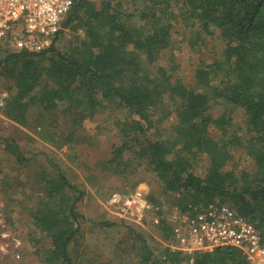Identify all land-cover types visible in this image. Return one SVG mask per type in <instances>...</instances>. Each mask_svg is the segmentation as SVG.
<instances>
[{"label": "trees", "instance_id": "1", "mask_svg": "<svg viewBox=\"0 0 264 264\" xmlns=\"http://www.w3.org/2000/svg\"><path fill=\"white\" fill-rule=\"evenodd\" d=\"M177 27L190 29L205 45L217 40L221 58L178 76L177 66L165 62ZM63 29L72 34L65 38L60 31L42 52L14 51L12 41L0 47V77L11 84L3 113L17 130L30 131L37 121L47 124L50 135L59 122L46 119L59 113L60 104L61 113L80 127L110 113L124 142L101 163L106 169L124 177L146 166L182 212L227 205L249 219L264 240V0H76ZM218 100L241 109L244 126L232 124L228 111L215 118ZM174 114L173 136L164 137L160 125ZM74 133L60 135L67 137L62 144L71 143ZM11 143L7 150L23 163L20 147ZM238 147L252 158L250 171L227 167L230 151ZM194 149L208 155L204 175L188 157ZM37 183L42 194L29 212L38 234L32 238L43 243H34L36 254L45 264H74L85 223L78 210L84 192L58 167L57 174ZM7 220L9 225L8 215ZM157 230L170 241L166 224ZM132 231L127 240L137 264H246L234 248L196 254L191 263L164 245L150 247L143 234Z\"/></svg>", "mask_w": 264, "mask_h": 264}, {"label": "rangeland", "instance_id": "2", "mask_svg": "<svg viewBox=\"0 0 264 264\" xmlns=\"http://www.w3.org/2000/svg\"><path fill=\"white\" fill-rule=\"evenodd\" d=\"M128 6L131 7V4ZM63 31L65 38L72 34L69 29ZM78 34L83 35L82 31ZM60 35L58 43H62L63 34ZM194 36L190 29L177 27L172 36V49L165 54V62L168 64L172 61L173 65L177 66L176 74L180 77H186L199 66H205L214 59L221 58V47L217 40L207 42L205 45L196 42ZM9 41L16 42L13 50L19 51L21 32L17 31L14 36L3 41L0 44L2 50L10 43ZM9 85H11L9 81L0 77V197L5 204L10 222L7 232L0 236V263L45 264L36 254L37 249L34 247L36 241L32 237L38 234L29 212L38 195L42 194L37 183L40 177L57 174V167L84 192L78 210L85 223L83 235L78 239L77 248L73 249L74 264H137L138 259L130 252L127 240L131 236V230L143 234L152 248H160L167 243L161 239L157 229L151 227L144 229L126 224L107 206L112 194L142 188L147 195L158 199L159 204L167 208L170 206L179 208L174 204V196L171 193H162V183L156 179V174L150 168L144 166L139 169V173L122 177L114 175L101 164L113 146H120L124 142L113 116L110 113L105 117L96 116L83 122L80 127L74 124L70 115L61 113L65 106L60 104L59 113L48 115L46 119L50 123L54 120L53 117L58 118L54 121L59 123L50 131V135H46L44 129L47 124L38 126L37 121L30 131L26 129L19 131L3 113ZM199 92L212 95L210 89H199ZM5 94L7 97L4 98ZM213 104L212 113L215 118L228 111L227 115L231 116L232 124L244 126L245 114L241 109L232 108L220 100ZM166 109L174 112V108L169 105ZM176 123L175 114L161 123L160 130L164 137L172 138V129ZM232 129L230 128L231 131ZM70 131L75 132L71 136V143L62 144L67 137L62 139L60 135L64 136ZM211 131L218 136L215 127H212ZM12 140L20 147L26 158L21 164L6 148L9 143L12 146ZM58 143L62 144V147ZM230 152L233 157L227 163L229 169L250 171L253 168L252 158L240 147ZM188 155L192 158L195 172L204 175L209 165L205 151L194 149ZM37 244L43 246V243Z\"/></svg>", "mask_w": 264, "mask_h": 264}, {"label": "built area", "instance_id": "3", "mask_svg": "<svg viewBox=\"0 0 264 264\" xmlns=\"http://www.w3.org/2000/svg\"><path fill=\"white\" fill-rule=\"evenodd\" d=\"M76 0H0V44L17 31L21 49L42 52L48 49ZM16 44V42H14ZM7 95H4V98ZM108 208L129 225L144 229L170 228V241L163 244L172 252L189 257L214 253L219 248L239 250L246 264H264V240L254 224L227 205L209 204L193 213L154 204L142 188L116 192ZM9 228L5 204L0 197V236Z\"/></svg>", "mask_w": 264, "mask_h": 264}]
</instances>
